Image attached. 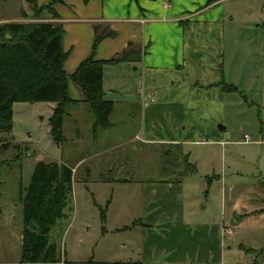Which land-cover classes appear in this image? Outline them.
Wrapping results in <instances>:
<instances>
[{
  "label": "rangeland",
  "instance_id": "rangeland-1",
  "mask_svg": "<svg viewBox=\"0 0 264 264\" xmlns=\"http://www.w3.org/2000/svg\"><path fill=\"white\" fill-rule=\"evenodd\" d=\"M33 1L0 0V25L33 21ZM195 10L220 15L184 24L180 72L149 78L140 63L133 73L104 68V97L116 102L107 126L92 130L72 81L69 95L80 99L65 107L62 145L49 134V103L13 102L11 130L0 133V264H264V0H207ZM95 26L103 38L115 34ZM122 27L120 37L129 32ZM145 84L171 103L184 94L191 110L183 123L171 103L141 121L139 102L151 101ZM171 138L185 143L163 141ZM38 161L72 168L71 193L48 235L59 262H21L22 199ZM153 203L158 222L146 223Z\"/></svg>",
  "mask_w": 264,
  "mask_h": 264
},
{
  "label": "trees",
  "instance_id": "trees-1",
  "mask_svg": "<svg viewBox=\"0 0 264 264\" xmlns=\"http://www.w3.org/2000/svg\"><path fill=\"white\" fill-rule=\"evenodd\" d=\"M35 1L32 2L33 21L0 25V133L11 130L13 102L51 103L54 107L48 118L49 134L54 143L62 145L65 142L62 133L67 114L65 107L78 101L70 97L68 82L80 88L83 101L92 113V130L105 127L114 103L104 97L103 66L139 61L141 52L128 51L108 59L97 58L95 52L104 35L98 34L96 29L90 53L68 73L64 68L69 55L62 43L64 28L60 23L46 20L60 17L54 8L56 0L43 5ZM71 181L72 168L68 164L56 161L34 164L22 199V218L26 226L22 229L21 262L60 261L48 235L63 214L64 202L71 193Z\"/></svg>",
  "mask_w": 264,
  "mask_h": 264
},
{
  "label": "crops",
  "instance_id": "crops-1",
  "mask_svg": "<svg viewBox=\"0 0 264 264\" xmlns=\"http://www.w3.org/2000/svg\"><path fill=\"white\" fill-rule=\"evenodd\" d=\"M205 1L207 0H86V2L83 0H74L77 5H73V0H65L64 5H61V3L59 4L60 8L64 10L62 11V14L60 13V8L59 10L57 9V4L55 5V9L58 10L60 17L57 19L47 18L46 20L60 23L64 28L65 38L63 37V48L65 51H69L64 66L66 71L71 72L74 70L78 63L90 53L91 43L95 35L93 29L94 25H96L95 29L98 25H107L115 34L113 36H107L101 40L96 49V57L102 59L112 58L120 53L131 51L132 48H134V46L131 45L139 43L142 45L143 49H134L141 51V60L118 64H121L123 68H127L133 73L134 70L139 68L137 63H140L141 76L145 71L146 77L149 76V78H153L159 73L158 70L165 72H180L178 69L180 68L181 63L178 61L181 59V56L178 60L174 56L177 51L182 49L181 47H179L178 50L176 48L180 42L182 46L184 24L186 25L187 23L188 28L193 22H203V24H205L206 21L217 22L220 15L218 11H215V13L212 11L207 14H204L207 10L203 12H198L196 10L193 11L195 7L203 5ZM69 4L72 6L70 9H68ZM140 19H144L145 22L140 23ZM116 22L122 24L124 22L129 23L126 24L127 26L125 27L121 26L122 28L129 29V32L125 31L124 36L120 37L119 30L121 27L119 26V23ZM131 24L134 26V29L131 27ZM140 33L142 34L141 37ZM118 64L111 65L118 66ZM111 65L108 64L103 66V90L104 68ZM219 82L223 83L222 80ZM209 85L210 84L207 86ZM144 88L145 91L143 90L142 93L147 97H150L153 103L150 104L149 102L151 101L149 100L147 104L139 102L140 119L142 121L144 114H149V116L154 115L156 119L160 114L159 108L170 104L171 99L169 100L168 94L158 95L159 91H155L156 86H151L150 88L145 84ZM116 90L117 88L111 89L112 92ZM76 95L80 99V94H78L77 91ZM154 95H157V98H154L155 101L151 98L154 97ZM174 95L176 94L173 93V96ZM183 96L184 94H177L178 101H172L171 103V105H177L180 117L179 121L181 123H183V118H181V116L185 111V107L187 111L188 109L191 110L190 102L185 100ZM77 97L75 98L77 99ZM173 98L174 97H172V99ZM142 100L145 101V98L143 97ZM111 101L114 102L115 107L116 102L114 100ZM134 104L132 106H134ZM53 107L54 105L49 103L50 111ZM132 115L134 117L135 114L132 113ZM165 115H169V111H166ZM158 123L162 124L160 122ZM165 125L167 126V129L170 130L171 125L169 122L164 124V126ZM146 141H153V139H146ZM163 141L170 142L171 144H180L181 146L185 143V141L182 143L177 142L175 138ZM173 187V184L168 183L165 189L170 190ZM155 204L156 203H153L151 207L147 206L148 208L150 207V209H147L146 207V216L143 217V220L146 223H148V220H150V222H158L157 211L159 210V206ZM144 221L142 222L144 223Z\"/></svg>",
  "mask_w": 264,
  "mask_h": 264
},
{
  "label": "water",
  "instance_id": "water-1",
  "mask_svg": "<svg viewBox=\"0 0 264 264\" xmlns=\"http://www.w3.org/2000/svg\"><path fill=\"white\" fill-rule=\"evenodd\" d=\"M219 128H223V127L219 125ZM31 227H33V226H31Z\"/></svg>",
  "mask_w": 264,
  "mask_h": 264
}]
</instances>
